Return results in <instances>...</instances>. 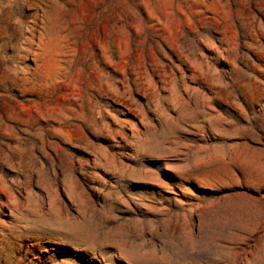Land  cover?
Instances as JSON below:
<instances>
[{"label":"rangeland","instance_id":"rangeland-1","mask_svg":"<svg viewBox=\"0 0 264 264\" xmlns=\"http://www.w3.org/2000/svg\"><path fill=\"white\" fill-rule=\"evenodd\" d=\"M0 264H264V0H0Z\"/></svg>","mask_w":264,"mask_h":264}]
</instances>
